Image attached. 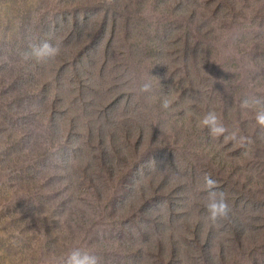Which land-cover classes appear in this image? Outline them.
I'll return each instance as SVG.
<instances>
[{
	"label": "rangeland",
	"instance_id": "374dc122",
	"mask_svg": "<svg viewBox=\"0 0 264 264\" xmlns=\"http://www.w3.org/2000/svg\"><path fill=\"white\" fill-rule=\"evenodd\" d=\"M45 40L55 57L25 59ZM247 96L264 97V0H0V264H264ZM206 175L230 208L216 224Z\"/></svg>",
	"mask_w": 264,
	"mask_h": 264
},
{
	"label": "clouds",
	"instance_id": "9594fccd",
	"mask_svg": "<svg viewBox=\"0 0 264 264\" xmlns=\"http://www.w3.org/2000/svg\"><path fill=\"white\" fill-rule=\"evenodd\" d=\"M107 4L111 5L113 0H106ZM59 52V48L49 41H42L38 45H33L30 53H25V59L29 56L34 58L37 62L44 61L45 59L55 57ZM152 85L150 82H145L140 86L141 92H150ZM242 109H254L255 120L257 124L264 129V97L262 96H247L241 101ZM162 108L167 110L170 108V101L165 99L162 103ZM203 127L209 129L213 137H220L228 132V129L220 121V118L213 111L205 114L200 121ZM264 137V133H262ZM226 140H237L236 134L229 133L225 136ZM241 144L245 142V138H240ZM250 142V141H248ZM203 188L207 191L208 203L206 205L209 220L212 224H216L219 220H226L229 217L230 208L225 199V194L222 191H217V181L210 176L204 177ZM59 264H99V258L89 252L81 249H73L66 257H62Z\"/></svg>",
	"mask_w": 264,
	"mask_h": 264
}]
</instances>
